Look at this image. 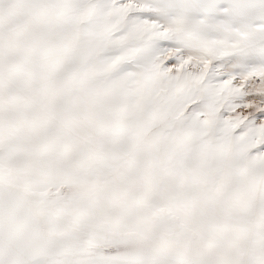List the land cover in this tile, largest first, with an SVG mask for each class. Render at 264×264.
Instances as JSON below:
<instances>
[{"label":"snow or ice","instance_id":"6c2138e0","mask_svg":"<svg viewBox=\"0 0 264 264\" xmlns=\"http://www.w3.org/2000/svg\"><path fill=\"white\" fill-rule=\"evenodd\" d=\"M0 264H264V0H0Z\"/></svg>","mask_w":264,"mask_h":264}]
</instances>
